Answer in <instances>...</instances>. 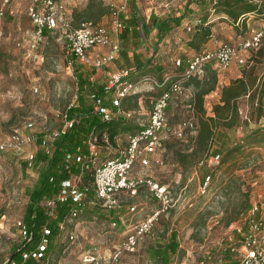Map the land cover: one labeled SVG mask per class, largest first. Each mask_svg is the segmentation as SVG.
Returning <instances> with one entry per match:
<instances>
[{
	"label": "rangeland",
	"instance_id": "obj_1",
	"mask_svg": "<svg viewBox=\"0 0 264 264\" xmlns=\"http://www.w3.org/2000/svg\"><path fill=\"white\" fill-rule=\"evenodd\" d=\"M30 1L10 0L4 5V12L0 15L2 24L0 139L15 124L21 123L26 118L34 120L36 128L40 130L58 126L61 123L60 112L69 102L76 99L77 79L73 70L74 64L73 66L67 64L71 54L66 50L61 33L46 32L38 48L34 50L28 48L33 29L27 14ZM66 1L71 7L72 0ZM103 1L116 6L122 0ZM86 2L87 0H82L79 6ZM135 2L140 15L147 17L151 11L163 16L166 12L178 9L185 0H135ZM1 5L2 0H0ZM242 18L240 17L233 26L227 19L209 9L205 19L211 24L212 36L207 44L200 46L199 49H213L220 42L234 44L246 38L251 29L262 28L263 18L255 12L247 13ZM197 19L194 15L182 18L180 24L158 42L157 50L153 54L149 47L140 44V47L144 48L149 56L151 55L152 68L150 73L135 81L139 91L133 95L137 97L138 106L130 115H126L133 117V121L139 126L147 121L153 100L162 88L150 79L144 80V78L159 81L165 73L171 74L175 71L172 67V60L175 57L188 56L196 51L186 44V40ZM111 25L110 37L114 42H118L120 46L118 53L121 52V48L132 47L130 40L119 39V29L117 31ZM103 50L107 48L104 47ZM252 51H243L242 55L246 58L244 63L234 62L229 65V70L235 73H240L242 66L246 70L250 69L254 77L246 93L235 99V121L230 126L224 125L226 122L224 120L212 126L213 148L218 145L216 140H222L229 146L235 142H243L247 133L255 127L259 128L256 137L263 138L250 145H243L240 153L235 156L234 164L249 161L245 166L233 168L232 176H237V179L226 181L227 175L223 170L225 163L218 165L217 154L203 156L199 165L192 162L187 165L188 167L183 168L173 161L171 153L164 152L162 144L157 156L151 157L147 154L148 163L145 165L138 163L131 172L132 175L150 176L169 190L171 205L155 221L153 234L143 235L134 252H124L117 261L110 263L114 246L120 244L137 221L147 217L159 207V201L145 185L140 186L135 193L121 192L118 195L119 206L114 208L102 206L99 200L92 196L85 201L83 210L78 216L65 219L57 242L46 252L43 264H138L144 259L148 264H156L157 260L152 258L150 253L154 246L167 240L171 230L175 231L177 241L171 263L182 264L184 261L185 264H228L230 262L231 255L228 254L225 246L235 239L236 235L234 232L224 235L227 228L224 220L234 214L236 209L240 208V213L264 195V93L260 90L264 60L255 62L248 59ZM118 59V61L113 59L101 70L107 71L109 66L113 65L115 71H119L126 60L123 56ZM158 65L161 66V70L155 68ZM224 77L228 81L231 79L223 74L220 77L221 84H224ZM218 90L219 84L216 93L207 95L204 104L205 115L209 116L206 112H211L209 108L212 100H215L219 94ZM260 93L259 107L256 102ZM190 105L191 107L187 105L184 97L172 96L166 108L167 122L174 124L190 113H193L197 119V112L193 111L191 103ZM126 134L117 135L115 145L109 141V145L105 147L101 142L96 150L98 161L118 155L125 146ZM179 141H174V144L177 145ZM191 146L190 144L184 149L189 153L187 160H192L193 157L190 153ZM29 147L34 152L39 149L38 144ZM24 160L14 152L0 151V264L24 238L23 228L20 226L24 223L23 214L29 200V192L38 178L39 168L34 162L28 165L25 161L24 164ZM193 168L195 172H192ZM220 178L223 180L219 181ZM246 181L253 182L250 189H246ZM246 202L248 206L242 208ZM239 213L231 223L237 219ZM18 220L21 224H17ZM70 233L74 235L72 239L69 238ZM84 250L94 251L100 257L99 262L83 263L80 254Z\"/></svg>",
	"mask_w": 264,
	"mask_h": 264
},
{
	"label": "built area",
	"instance_id": "obj_2",
	"mask_svg": "<svg viewBox=\"0 0 264 264\" xmlns=\"http://www.w3.org/2000/svg\"><path fill=\"white\" fill-rule=\"evenodd\" d=\"M9 1L2 0L0 15L4 12V5ZM126 3L127 0H122L112 7L111 23L116 27L122 26L119 13L125 9ZM27 14L33 24L31 37L28 41V48L31 50L38 48L40 42L45 38L46 32L59 31L67 52L89 66L101 68L106 63L111 62L119 51L120 46L118 42L111 39L107 25H91L84 21L78 26H73L64 0H31L27 6ZM1 31L2 24L0 21V34ZM261 34V29H251L250 34L237 43L220 42L213 49L193 53L184 59L177 57L173 61L174 64L179 65L184 61V68L173 75H165L160 82L156 79L144 78V80L150 79L156 85L162 86L153 100L147 121L142 123L137 130L126 134L125 146L116 156L98 161L96 150L101 144L98 140H101L102 144L107 147L109 139L106 132H102L100 139L93 130L89 132L86 139L89 151L65 152L62 166L66 170L67 176L59 181L60 187L56 193L39 201L47 216L53 217L56 206L67 200L75 203L67 218H74L79 215L83 210L88 190V186L82 184L84 170H91L94 195L101 205L107 208L119 206L118 195L121 192L135 193L140 186L145 185L158 199L159 207L155 208L147 217L137 221L120 244L114 246L110 263L117 261L124 252H134L139 239L151 232L155 220L166 212L171 205V196L164 184L147 175H132L131 172L136 162L141 165L147 164L149 160L147 154H151L158 147H161L162 139L175 137L185 140L187 135L191 136L196 132L197 123L193 113L180 118L174 124L167 122L165 108L169 100L172 96L190 98L191 92L185 82L192 76L202 77L206 62L214 61L221 70L226 69L233 61L238 64L244 62L243 51L257 47ZM97 46H106L107 50L97 56H89L88 50ZM72 60V58H68L67 64L72 65ZM127 73L126 69L114 71L105 82L106 89L111 91V104L117 107V113H122L125 116L130 115L132 110L123 111L119 109L123 96L139 91L136 82H128L124 78ZM89 98L92 101L93 111L100 112L104 119L111 116L110 109L102 103V98L98 93H90ZM72 105L73 101L63 108L60 112L61 123L54 128L37 129L34 120L30 118L15 124L0 139V151L16 153L23 157L28 165L32 164L35 155V152L29 147L30 145L41 144L47 153H51L55 139L78 121L77 116L69 117L68 115V110ZM187 105L191 107L189 101H187ZM197 163H202V159ZM74 165H78V171L73 170ZM252 183V181H246V189H250ZM263 196L261 195V199H256L250 207L242 210L237 219L225 229L224 235H229L231 232L236 235V238L225 246L228 254L231 255L228 264H264ZM17 224H21V221L18 220ZM63 224L64 220L60 222V227H63ZM41 229L42 236L31 253L40 264H43L47 244L46 235L49 233V228L46 223H43ZM25 233L26 231H24V236ZM30 234L31 231H29V236ZM73 237L74 235L70 233L69 238L72 239ZM80 259L83 263H93L97 262L98 257L94 252L84 251L81 253ZM12 263L21 264L14 261ZM182 264L185 262L182 261Z\"/></svg>",
	"mask_w": 264,
	"mask_h": 264
},
{
	"label": "trees",
	"instance_id": "obj_3",
	"mask_svg": "<svg viewBox=\"0 0 264 264\" xmlns=\"http://www.w3.org/2000/svg\"><path fill=\"white\" fill-rule=\"evenodd\" d=\"M112 7V3L107 4L103 0H87L82 6L78 5L72 7L68 13L70 14L73 26H78L84 21L89 22L91 25H108L111 23ZM209 9H212V11L227 19L233 26L236 25L240 17L244 18L247 13L255 12L256 15L261 16V18H263V24L262 28H260L262 30L260 41L257 47L248 49L253 50L248 59L254 60L255 62L264 60V0H185L184 4L178 9L166 12L163 16H158L151 12L149 15V22L144 16L140 15L135 0H127L125 9L121 11L119 15L122 19V13L128 11L132 15L130 20L131 23L125 24L122 21L123 28L119 33V37L121 41L130 40L132 43L138 41L140 35L137 23L138 18L141 21L142 31L146 36L149 35L151 26L156 29L157 39L153 46V54L157 50L158 42L173 28L178 26L182 18H187L189 16L192 17L194 15L198 19L188 33L189 37L186 40V44L191 48L196 49L193 53L200 52L206 49H199V47L204 45L212 36L211 24L205 19L208 15ZM241 23L244 24V21L241 20ZM150 56H147L145 60L140 62L135 59L134 66H126L124 69H126L128 73L124 78H126L128 82L133 83L144 75L150 73L152 68ZM70 58L73 59V55H70ZM184 58L185 57H182L181 59ZM245 60L246 58L244 57V62ZM183 62L177 65L179 71H174L171 75L180 72L184 68ZM72 63L75 62L73 61ZM156 67L161 70V66L158 65L155 66V68ZM73 70L77 79V93L73 105L68 110V115L69 117L77 116L78 121L68 127L64 133L60 134L58 138L55 139L51 153H47L41 144H38L39 149L35 152L33 158L34 164L39 168L38 178L29 192V200L26 203L23 214L24 223L20 226L23 228V234L24 231H26V233L22 242L12 249L9 257L2 264H13V261L21 264H40V262H38L32 255L31 251L35 249L42 236L41 225L43 223H46L49 228V233L46 235L47 244L45 257L46 252L56 244V239L62 228L60 227V222L62 220L65 221L71 207H73L75 203L71 200L59 203L56 206L55 215L53 217H48L45 213V209L39 204V201L44 197L56 193L60 187L59 181L67 176V172L62 166L65 152L89 151L86 139L91 130H93L100 139L102 132H106L110 143L115 145V137H117V135L133 132L141 127L133 121V117H127L122 113H117V107L111 104V91L106 89L105 84L97 85L90 82L88 77L83 76V71L80 70V66L76 63L73 66ZM92 72H94V69H92ZM212 72H208L207 74L204 73L200 78L192 76L185 82V84H188L191 81L195 86L192 103L190 101L193 111L197 112V127L195 134L187 137L185 141H179V138L175 137L162 139L165 151H170L173 161L183 168L188 167L187 165L192 162L197 164V161L202 159L203 152L212 144L214 138L212 134V126H214L215 123L224 120L226 121L224 125H232L233 121H235L234 117H236V107L234 105L235 99L239 95L246 93L254 80V77L251 75V70H246V68L242 66L239 75L232 77L227 83L220 86V102L215 103L212 106V115L208 116L204 114L205 110L202 105V98L205 93L212 90L215 86L216 78L214 72ZM163 77L164 76H161L159 78V82ZM260 90L261 93H264V74ZM92 92L98 93L102 98V103L110 109L111 116L109 118L104 119L100 112L93 111L92 101L89 98V94ZM261 93L256 102L259 107L261 106ZM133 94L134 93L123 96L119 105L120 110L127 111L135 110L137 108V97ZM258 132L259 128L255 127L245 135L243 142H235L230 146L228 144L227 146L222 140H217L218 145L214 148V154H217L219 157L218 165L225 163L223 170L224 174L227 175L226 181H234L237 179V176H232L233 168L245 166L246 163L249 162L248 160H245L239 164H234L235 156L240 153L239 151L243 145H250L263 138L260 136L256 137ZM175 139L179 141L177 145L174 144V141H177ZM98 141L101 143V140ZM190 144L192 145L190 153L193 157L192 160H187L186 158L189 153L185 152L184 149ZM25 161L26 160H24V164L27 162ZM39 163L41 164L39 165ZM73 170L78 171V165H74ZM221 180L223 179L220 178L219 181ZM82 184L88 186L85 201L92 196L95 197L91 170L83 171ZM247 206L248 203L246 202L242 208H246ZM239 209H236L234 214L226 217L224 220L225 226H228L235 219L236 215L239 213ZM29 231H31L30 236ZM153 232L154 225L150 234H153ZM176 246L177 241L175 231L171 230L165 242H161L153 247L150 256L157 260L156 264H171L172 254L175 251ZM144 264L148 263L144 261Z\"/></svg>",
	"mask_w": 264,
	"mask_h": 264
},
{
	"label": "crops",
	"instance_id": "obj_4",
	"mask_svg": "<svg viewBox=\"0 0 264 264\" xmlns=\"http://www.w3.org/2000/svg\"><path fill=\"white\" fill-rule=\"evenodd\" d=\"M65 1V6H66V9L68 10V12L72 9V7H74V6H78L81 2H82V0H72V6L70 7V5L69 4H67L68 2L66 1V0H64ZM152 13H155V12H153V11H151ZM150 12V13H151ZM150 13L147 15V17L146 16H144V18L149 22V15H150ZM123 14V16H122V21H123V23H125V24H127V23H131L130 22V20H131V18H132V15H131V13H129L128 11H125L124 13H122ZM156 14V13H155ZM156 15H158V14H156ZM131 16V17H130ZM159 16V15H158ZM137 23H138V27H139V30H140V35H139V40L138 41H136L135 43H132L131 42V46L132 47H128V49H123V48H121L122 50H121V54L120 53H117V55L115 56V61H118L119 59H118V57H124L125 58V65L123 64V65H121L120 66V69L119 70H123L126 66H134L135 65V59H137V61H143V60H145V58L147 57V56H149L147 53H146V51L144 50V48H141L140 47V44L141 45H144V46H147V47H149L150 48V50H153V46L155 45L154 43H155V40L157 39V36H156V29L155 28H153L152 26H151V28H150V31H149V35L148 36H146L144 33H143V31H142V27H141V21H140V19H138L137 18ZM123 23H122V26L121 27H116V26H114L113 24L111 25V23H109L108 25H107V27H108V29H109V26L111 25L112 27L114 26V29H117V31H118V29H119V32H118V37H119V33L121 32V29L123 28ZM109 31H110V29H109ZM119 39H120V37H119ZM121 40V39H120ZM210 40V38L205 42V44L204 45H206L207 44V42ZM18 44H19V41H18ZM106 47V46H105ZM103 48L104 47H100V46H97V47H93V48H91V49H89L88 50V55L89 56H97V55H99L100 53H102V52H104L105 50H103ZM107 48V47H106ZM191 54H193V53H191ZM190 54V55H191ZM136 56H137V58H136ZM189 56V55H188ZM177 57H179V58H182V57H186V55H180V56H177ZM177 57H175V58H177ZM174 58V59H175ZM174 59L172 60V67L174 68V70L175 71H179V68H178V66L177 65H175L174 64ZM75 62L77 65H79L80 66V70H82L83 72V76H85V77H88L89 78V80H90V82H93V83H95V84H97V85H104L105 84V82H106V79H107V76L110 74V73H112V72H114L116 69H115V66H113V65H111V66H109V69L107 70V71H103V70H101V68L102 67H104L105 65H107V64H109V63H106L105 65H103L101 68H95V67H90L88 64H85V63H83L81 60H79L78 58H73V60H72V62ZM235 61H233V62H231V63H234ZM75 63H72V66H73V64L75 65ZM92 69H94V72H92ZM214 72V74H215V78H216V81H215V86H214V88L212 89V90H210L209 92H207V93H205L204 95H203V100H202V105H203V108H204V104H205V100H206V97H207V95H209L210 93H216L215 92V90H217L218 89V84H219V90H220V86L222 85L221 84V79H220V77L223 75V74H225V76H227V78H232V77H235V76H237V75H239V73H235V72H231V70H229V66L226 68V69H223V70H221V69H219L217 66H216V63L214 62V61H208V62H206L205 64H204V73L205 74H207L208 72ZM212 72V73H213ZM107 74V75H106ZM172 74V73H171ZM171 74H167V73H165L164 74V76L165 75H171ZM225 78L226 77H224V83H227L228 82V79H226L225 80ZM186 85L189 87V89H190V92H191V96H190V98L189 99H186V98H184V100L185 101H191V103H192V97H193V92H194V90H195V86H194V84L192 83L191 84V81L187 84L186 83ZM218 90V91H219ZM220 101H219V94L217 95V97H215V100H212V105H211V107L209 108L210 110H211V108H212V106L215 104V103H219ZM168 104H169V102H168ZM206 113H209V115H211L212 114V110H211V112H206ZM205 114V113H204ZM214 140H216V138L214 139ZM213 143V142H212ZM216 143H217V140H216ZM215 143V144H216ZM213 145L211 144V146H209L208 148H206V150L203 152V156H208V155H210V154H214V148L212 147ZM217 147V146H216ZM215 147V148H216ZM163 148H164V145H163ZM160 149H161V147H158L157 149H156V151L155 152H153V153H151V154H149V156H151V157H153V156H157V154H159L160 153ZM164 152L165 153H170V151H165V148H164ZM215 153H217V152H215ZM205 160V159H204ZM197 165V164H196ZM199 165V164H198ZM136 166H138V162L136 163V165L134 166V168L136 167ZM192 172H195V169L193 168V170H192ZM160 217V216H159ZM147 235V234H146ZM84 251H91V250H84ZM83 251V252H84ZM91 252H94V251H91ZM95 253V252H94ZM81 255V254H80ZM97 255V254H96ZM97 257H98V259H97V262H99V259H100V257L97 255ZM143 261H145V259L144 260H142L141 262H143ZM97 262H94V263H97ZM146 262L148 263V261L146 260ZM171 264H174V263H171Z\"/></svg>",
	"mask_w": 264,
	"mask_h": 264
}]
</instances>
